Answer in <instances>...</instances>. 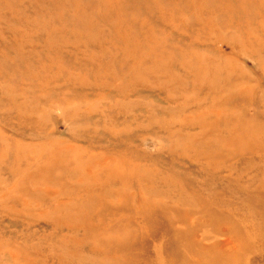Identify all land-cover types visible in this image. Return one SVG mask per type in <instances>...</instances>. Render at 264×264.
<instances>
[{"label": "rangeland", "instance_id": "1", "mask_svg": "<svg viewBox=\"0 0 264 264\" xmlns=\"http://www.w3.org/2000/svg\"><path fill=\"white\" fill-rule=\"evenodd\" d=\"M0 264H264V0H0Z\"/></svg>", "mask_w": 264, "mask_h": 264}]
</instances>
